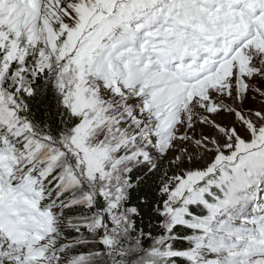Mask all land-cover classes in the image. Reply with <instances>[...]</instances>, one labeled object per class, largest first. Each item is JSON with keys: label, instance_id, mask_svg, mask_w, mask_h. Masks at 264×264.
<instances>
[{"label": "snow or ice", "instance_id": "6c2138e0", "mask_svg": "<svg viewBox=\"0 0 264 264\" xmlns=\"http://www.w3.org/2000/svg\"><path fill=\"white\" fill-rule=\"evenodd\" d=\"M0 264H264V0H0Z\"/></svg>", "mask_w": 264, "mask_h": 264}]
</instances>
